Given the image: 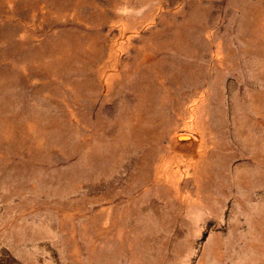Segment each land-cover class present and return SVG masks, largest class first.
I'll return each mask as SVG.
<instances>
[{
	"label": "rangeland",
	"instance_id": "rangeland-1",
	"mask_svg": "<svg viewBox=\"0 0 264 264\" xmlns=\"http://www.w3.org/2000/svg\"><path fill=\"white\" fill-rule=\"evenodd\" d=\"M0 264H264V0H0Z\"/></svg>",
	"mask_w": 264,
	"mask_h": 264
}]
</instances>
